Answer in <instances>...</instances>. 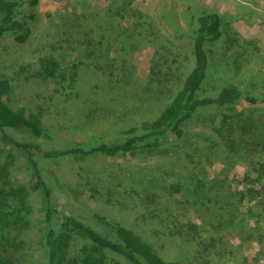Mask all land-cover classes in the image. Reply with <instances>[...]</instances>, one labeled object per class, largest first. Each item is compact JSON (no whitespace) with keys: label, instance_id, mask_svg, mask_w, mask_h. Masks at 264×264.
Segmentation results:
<instances>
[{"label":"rangeland","instance_id":"obj_1","mask_svg":"<svg viewBox=\"0 0 264 264\" xmlns=\"http://www.w3.org/2000/svg\"><path fill=\"white\" fill-rule=\"evenodd\" d=\"M243 1L264 7V0ZM94 2L19 0L16 16L29 26L28 36L17 42L6 32L0 39V75L11 83L7 100L40 116L50 133L43 143L49 148L121 141L130 126L141 132L140 123L157 116L192 65L188 53L152 48L154 38L128 44L131 19L118 20L104 12L112 1L102 8L93 6ZM105 20L111 21L112 30L103 23L98 26ZM144 25L146 33H157L156 25ZM98 27L104 28L100 32L108 38L102 40L100 69L84 56L81 39L84 32ZM237 28L224 19L222 36L216 44L205 45L209 63L196 91L199 95L211 94L229 81L250 91L263 90L257 79L264 77V42L253 32L238 33ZM186 37L184 43H190ZM227 37L232 38L230 42ZM48 54L65 72L61 83L37 75V59ZM111 57H115L112 62ZM234 108L264 113V98L255 104L241 98ZM229 110L202 107L183 124L179 139L169 135L165 144L134 153L54 158L35 154L51 189L56 226L63 215H72L106 235L107 227L96 213L131 227L151 241L163 258L177 264H264V168H260L264 155L252 136L243 143H230L227 127L221 126L222 113ZM263 119L248 122L247 134L256 132ZM8 152L13 154L8 181L0 176V187H29L31 177L22 157L0 141V164ZM29 191L28 210L22 213V221L4 231L0 251L15 264H45L44 212L39 193ZM83 243L75 238L71 249ZM101 252L104 264H131L115 252Z\"/></svg>","mask_w":264,"mask_h":264},{"label":"trees","instance_id":"obj_2","mask_svg":"<svg viewBox=\"0 0 264 264\" xmlns=\"http://www.w3.org/2000/svg\"><path fill=\"white\" fill-rule=\"evenodd\" d=\"M35 3L37 0H31ZM120 2V4H117ZM132 1H112L110 6L104 9L110 17L122 20L124 17L131 19L132 32L128 44L137 45L141 40H158L154 33H146L145 22L153 23L150 18L139 9L131 6ZM19 0H0V39L6 33L14 35L17 42H23L29 33V26L23 19L16 16ZM106 17V16H105ZM143 23L139 25V21ZM197 28L190 39V55L192 65L183 77L182 84L174 95L159 110L157 116L140 123L139 130L130 126L124 130L127 137L121 141L111 143L101 142L91 147L69 144L66 148H49L43 145L50 138V133L44 127L40 116L24 106L12 105L7 96L10 93V80L0 75V141L15 148L27 165L31 183L0 187V243L4 240V231L22 221V213L28 210L26 205L29 190L37 191L41 201V210L44 212L43 224L45 227V244L47 258L45 264H104L105 255L103 249L119 254L131 264H177L173 259L163 258L154 244L131 227L114 221H108L104 216H99L106 225V235L101 234L94 227L85 224L72 215H63L58 227L52 219L53 205L51 202V189L48 182L41 174L35 154L45 158L63 157L70 155H91L101 153L112 156L117 153H134L139 148H155L167 142L168 137L179 139L184 134V123L199 109L205 106H217L230 109L228 113H222L221 126L228 129L227 138L230 143L246 142L251 136L256 138L259 152L264 155V119L259 122L260 128L256 132L247 134L246 124L257 122L264 113L254 109L234 108L239 99H244L255 104L264 98V77L257 79L261 91H250L237 82L229 81L211 94L199 95L196 91L201 88L209 63L208 42L217 40L221 35V23L218 13L201 14L196 18ZM106 25V29L112 30L111 21H99V25ZM104 28H93L84 32L81 39L85 47L84 56L92 61L96 69L103 67L101 64L102 40H107ZM95 30V31H94ZM98 31V33L96 32ZM227 37V41H231ZM99 48L101 51H99ZM119 48V47H118ZM173 53V52H168ZM115 57H111V62ZM82 61V60H81ZM262 61V60H261ZM264 61V59H263ZM37 75L49 82L59 83L66 79L65 72L60 67V62L52 55H42L37 59ZM70 74L69 76H71ZM61 83V82H60ZM255 124L252 126V129ZM21 135L31 136L33 140H27ZM170 135V136H169ZM40 139V141L38 140ZM13 154L7 153V159L0 164V176L9 175V167ZM264 168V163L260 164ZM260 169V170H261ZM12 207V209H11ZM24 221V220H23ZM58 224V223H57ZM24 225V224H23ZM78 238L84 243L72 250V240ZM86 241V242H85ZM0 264H15L13 260L0 251Z\"/></svg>","mask_w":264,"mask_h":264},{"label":"crops","instance_id":"obj_3","mask_svg":"<svg viewBox=\"0 0 264 264\" xmlns=\"http://www.w3.org/2000/svg\"><path fill=\"white\" fill-rule=\"evenodd\" d=\"M89 1V0H86ZM96 1L100 8L107 5V1H132L131 6L146 14L156 25L155 37H161L163 42L158 40L150 45L162 52L188 53L190 54V43H184L183 37L192 38L197 28L196 18L199 15L212 12L218 13L221 23L223 20L235 24L237 32L248 35L253 32V37L264 42V7L254 8L250 3L243 0H90ZM185 2V3H184ZM262 3L263 1H257ZM191 6V7H190ZM195 6V8H193ZM97 7V6H96ZM159 16V17H158ZM177 16V17H176ZM223 17V18H222ZM159 24L161 25L159 27ZM167 28L166 32H160L161 27ZM243 26V27H241ZM234 27V26H233ZM192 31V32H191ZM262 31L261 33H259ZM160 32V33H159ZM151 34V33H150ZM222 36V35H221ZM243 36V35H242ZM182 38V39H181ZM189 38V39H190ZM179 40L181 42H179ZM219 39L213 41L215 44ZM212 42V43H213ZM185 48L181 50V48ZM178 48V51L175 49ZM180 48V50H179Z\"/></svg>","mask_w":264,"mask_h":264}]
</instances>
